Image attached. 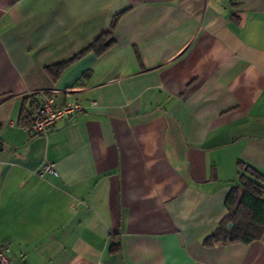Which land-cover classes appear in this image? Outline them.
I'll list each match as a JSON object with an SVG mask.
<instances>
[{
    "label": "crops",
    "instance_id": "crops-1",
    "mask_svg": "<svg viewBox=\"0 0 264 264\" xmlns=\"http://www.w3.org/2000/svg\"><path fill=\"white\" fill-rule=\"evenodd\" d=\"M115 16L108 47L79 55ZM47 97L96 105L33 134ZM240 165L264 184V0H0L14 264H264V236L205 244Z\"/></svg>",
    "mask_w": 264,
    "mask_h": 264
},
{
    "label": "trees",
    "instance_id": "trees-1",
    "mask_svg": "<svg viewBox=\"0 0 264 264\" xmlns=\"http://www.w3.org/2000/svg\"><path fill=\"white\" fill-rule=\"evenodd\" d=\"M114 17L110 28L91 42L79 55L93 51L103 52L110 44L109 35L115 26ZM78 56V55H77ZM74 59V58H73ZM72 59L48 66L46 69L52 78H56ZM30 120L26 126L29 125ZM238 182L225 199L227 213L215 230L208 235L205 244L242 242L249 243L264 236V184L262 176L249 166L240 165ZM230 223V225H228Z\"/></svg>",
    "mask_w": 264,
    "mask_h": 264
},
{
    "label": "built area",
    "instance_id": "built-area-1",
    "mask_svg": "<svg viewBox=\"0 0 264 264\" xmlns=\"http://www.w3.org/2000/svg\"><path fill=\"white\" fill-rule=\"evenodd\" d=\"M67 95V93H66ZM96 102L90 101L88 106L76 100H66L62 105L55 107L51 97L45 98L42 103L36 107L31 116L29 125L26 126L33 134H46L54 125L65 118H71L75 115L84 113L87 107H93ZM12 124V122H10ZM51 173L57 175L54 164L45 162L38 170V174ZM0 264H14V258L11 255L10 247L8 244L0 245Z\"/></svg>",
    "mask_w": 264,
    "mask_h": 264
},
{
    "label": "water",
    "instance_id": "water-1",
    "mask_svg": "<svg viewBox=\"0 0 264 264\" xmlns=\"http://www.w3.org/2000/svg\"><path fill=\"white\" fill-rule=\"evenodd\" d=\"M228 225H230V223Z\"/></svg>",
    "mask_w": 264,
    "mask_h": 264
}]
</instances>
